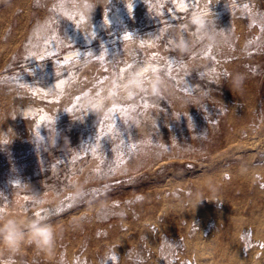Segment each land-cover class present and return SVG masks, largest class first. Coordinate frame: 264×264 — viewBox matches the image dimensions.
<instances>
[{"label": "rangeland", "instance_id": "1", "mask_svg": "<svg viewBox=\"0 0 264 264\" xmlns=\"http://www.w3.org/2000/svg\"><path fill=\"white\" fill-rule=\"evenodd\" d=\"M7 222L0 264H264V0H0Z\"/></svg>", "mask_w": 264, "mask_h": 264}, {"label": "bare ground", "instance_id": "2", "mask_svg": "<svg viewBox=\"0 0 264 264\" xmlns=\"http://www.w3.org/2000/svg\"><path fill=\"white\" fill-rule=\"evenodd\" d=\"M115 15V14H114ZM113 16V15H111ZM115 17V16H114ZM116 19V18H115ZM111 20V19H109ZM199 25H200V20H198L197 18H194L193 19H189L187 20V29L189 31L191 30H195L197 28H199ZM100 26H102L100 24ZM34 34H37V35H44V31L42 30V25H38V26H35V29H33L32 31ZM55 45V44H53ZM43 49V51H42ZM48 49V48H47ZM51 49V47H50ZM36 52H34L33 50H29V56L30 54L32 55V58H37V60H34L33 63H34V69H32L31 72H29L25 78H23V80H26V81H30L31 82V85L33 88L35 89H39L41 90L42 92H45V93H50V92H57L59 91L60 89H62L61 87H63V85L65 84L66 82V79L68 78V71L67 72H63L64 70H62V72H56L55 70V67L56 65H58L59 63H61V61L59 62L56 59H50V60H46V59H42V56H46L44 55V51H45V47L43 46L42 47V44L40 46V52L38 50H36ZM39 52V53H38ZM43 52V53H42ZM48 52V51H47ZM80 49H77L76 51H71L69 52L68 54L65 55V61L67 59L70 58L71 54L72 53H80ZM50 57L52 58V56L50 55ZM49 57V58H50ZM31 58V57H30ZM55 58V57H54ZM171 60V59H170ZM169 60V61H170ZM32 61V60H30ZM32 64V63H31ZM33 66V65H32ZM32 68V67H31ZM57 68V67H56ZM74 68V67H73ZM60 70V69H58ZM132 74L133 73H137L139 71V67L138 66H135L133 67L132 69ZM26 72V71H25ZM27 73V72H26ZM25 73V74H26ZM130 73V72H129ZM139 73V72H138ZM131 74V73H130ZM131 74V75H132ZM22 75V74H21ZM72 76V75H71ZM136 77V75H135ZM16 78V77H15ZM10 79V78H9ZM19 79V78H18ZM21 79V78H20ZM22 80V79H21ZM20 80V81H21ZM190 81V80H189ZM12 82V81H11ZM189 83V82H188ZM26 84V82H25ZM196 84V83H195ZM31 87V86H30ZM77 99V98H76ZM36 108V107H35ZM32 105H27V106H24V107H21L20 110L22 112L23 115H32L35 110V109ZM72 109V107H71ZM41 112V111H40ZM21 114V115H22ZM35 114V113H34ZM37 116V115H36ZM49 119V115H47L46 113H42V115L40 116V119ZM38 121V119H37ZM39 122V121H38ZM42 122V120H41ZM41 126V125H40ZM88 154V153H87ZM119 155V154H118ZM120 157V156H119ZM73 161V160H72ZM69 163V162H68ZM71 163V161H70ZM73 163V162H72ZM65 165V164H64ZM48 166V165H47ZM72 166V165H71ZM49 167V166H48ZM47 167V168H48ZM73 167V166H72ZM72 167H68V168H72ZM50 168V167H49ZM48 168V169H49ZM74 168V167H73ZM102 168V167H101ZM47 170V169H46ZM45 170V171H46ZM43 171V172H45ZM66 171V170H65ZM42 172V173H43ZM49 172V171H48ZM52 172V171H51ZM49 172V173H51ZM61 172V171H60ZM46 173V172H45ZM36 174V173H34ZM33 174V176H34ZM39 174V172L37 173ZM44 174V173H43ZM41 175V174H39ZM38 175V176H39ZM45 176V175H44ZM37 177V175H36ZM34 178V177H33ZM67 178V177H66ZM28 180V179H27ZM34 180V179H33ZM61 180V179H60ZM65 183V182H64ZM21 185V184H20ZM22 186V185H21ZM63 186V185H62Z\"/></svg>", "mask_w": 264, "mask_h": 264}, {"label": "clouds", "instance_id": "3", "mask_svg": "<svg viewBox=\"0 0 264 264\" xmlns=\"http://www.w3.org/2000/svg\"><path fill=\"white\" fill-rule=\"evenodd\" d=\"M50 227V225L40 222H36L33 225L32 231L38 233L34 238L36 246L47 247L54 243V234ZM24 235V232L14 222L0 224V243H3L7 237L17 244H22Z\"/></svg>", "mask_w": 264, "mask_h": 264}]
</instances>
